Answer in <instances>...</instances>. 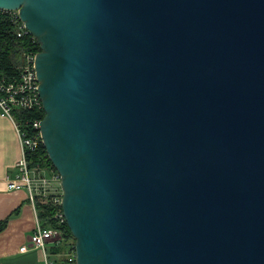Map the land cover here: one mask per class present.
<instances>
[{"label":"water","instance_id":"95a60500","mask_svg":"<svg viewBox=\"0 0 264 264\" xmlns=\"http://www.w3.org/2000/svg\"><path fill=\"white\" fill-rule=\"evenodd\" d=\"M0 10L40 48V133L77 264H264V0Z\"/></svg>","mask_w":264,"mask_h":264},{"label":"built area","instance_id":"2783aa9c","mask_svg":"<svg viewBox=\"0 0 264 264\" xmlns=\"http://www.w3.org/2000/svg\"><path fill=\"white\" fill-rule=\"evenodd\" d=\"M0 14L7 15L15 28L18 38L29 36L32 43L35 38L27 31L20 20L17 11L0 10ZM37 43V42H36ZM39 51L33 49L23 50L20 53V61L15 66L13 73H0V116L8 118L13 124L18 136L20 146V160L16 164L15 178L8 180V188L11 190L26 189L28 201L36 211V226L30 236L29 246L42 251L44 264H77L73 239L65 237L64 228L67 225L61 208V195H50L51 183L56 181L60 185L58 174L51 179L44 177L47 171L40 167H31L30 155L37 152L42 144L40 133V112H44L38 88L39 81L36 76L34 61ZM30 113V114H29ZM33 116H30V115ZM44 149V148H43ZM50 197L53 212L46 219L39 218L37 211V199ZM65 243L66 251L49 253L47 246H61ZM28 245L22 246L21 251H26Z\"/></svg>","mask_w":264,"mask_h":264},{"label":"crops","instance_id":"0c3cea01","mask_svg":"<svg viewBox=\"0 0 264 264\" xmlns=\"http://www.w3.org/2000/svg\"><path fill=\"white\" fill-rule=\"evenodd\" d=\"M20 157L15 128L8 118L0 116V222H6L0 230V264H44L42 251L29 246L37 215L28 201L27 190H11L7 184L8 180L16 176V164ZM44 174L51 179L55 173ZM59 188L57 180L52 182L50 195L60 191ZM25 245H28V249L21 251V247ZM51 248L54 247L47 246L49 253Z\"/></svg>","mask_w":264,"mask_h":264},{"label":"trees","instance_id":"16d2710c","mask_svg":"<svg viewBox=\"0 0 264 264\" xmlns=\"http://www.w3.org/2000/svg\"><path fill=\"white\" fill-rule=\"evenodd\" d=\"M33 49L39 51L38 43H32L29 36L18 38L15 32V28L9 21L7 15L0 14V73H13L15 72V66L20 61V53L23 50ZM30 114V113H29ZM30 116H33L32 114ZM39 118L44 117V112H40ZM31 167H40L47 172H55L54 167L49 161L47 154L43 147L37 152L30 155ZM51 198L37 199V211L39 218L46 219L50 217L53 212V207L50 202ZM5 221L0 222V230L5 226ZM65 237L73 239L71 233L67 227L64 228ZM74 242V240H73Z\"/></svg>","mask_w":264,"mask_h":264},{"label":"rangeland","instance_id":"374dc122","mask_svg":"<svg viewBox=\"0 0 264 264\" xmlns=\"http://www.w3.org/2000/svg\"><path fill=\"white\" fill-rule=\"evenodd\" d=\"M43 176L45 177V174H43ZM60 189V192L62 193V191H61V188H59ZM42 198H39V200H41ZM63 249H64V251H66L67 249H66V246H65V243H63L61 246H56L55 248H51V253H57V252H61V251H63Z\"/></svg>","mask_w":264,"mask_h":264}]
</instances>
